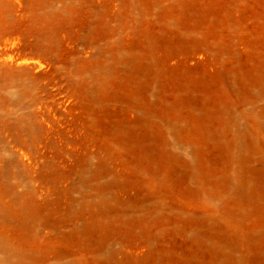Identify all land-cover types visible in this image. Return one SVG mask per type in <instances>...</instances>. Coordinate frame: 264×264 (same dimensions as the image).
Segmentation results:
<instances>
[{"label":"rangeland","instance_id":"rangeland-1","mask_svg":"<svg viewBox=\"0 0 264 264\" xmlns=\"http://www.w3.org/2000/svg\"><path fill=\"white\" fill-rule=\"evenodd\" d=\"M0 264H264V0H0Z\"/></svg>","mask_w":264,"mask_h":264}]
</instances>
